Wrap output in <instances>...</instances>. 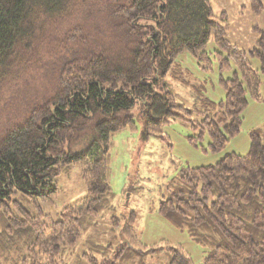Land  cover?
Returning <instances> with one entry per match:
<instances>
[{
    "label": "trees",
    "instance_id": "obj_1",
    "mask_svg": "<svg viewBox=\"0 0 264 264\" xmlns=\"http://www.w3.org/2000/svg\"><path fill=\"white\" fill-rule=\"evenodd\" d=\"M259 13L263 4L251 0ZM229 17L211 0H0V259L3 264H65L95 221L111 212V135L143 126V139L180 122L212 152L237 136L258 97L264 32L245 51L228 38ZM258 30V29H257ZM213 41L216 49L208 52ZM191 54L209 72L234 61L243 80L220 78L225 100L206 97L178 63ZM172 83L189 89L196 108L179 101ZM252 133L246 156L182 170L159 213L207 250L206 264H264V136ZM80 169L86 195L55 217L46 203ZM114 230L120 219L113 216ZM131 213L118 254L88 264H148L159 248L139 241ZM98 247V246H95ZM110 247V246H109ZM107 250V247H104ZM108 251V250H107ZM168 264H194L168 246Z\"/></svg>",
    "mask_w": 264,
    "mask_h": 264
},
{
    "label": "rangeland",
    "instance_id": "obj_2",
    "mask_svg": "<svg viewBox=\"0 0 264 264\" xmlns=\"http://www.w3.org/2000/svg\"><path fill=\"white\" fill-rule=\"evenodd\" d=\"M263 9L255 13L251 0H211L214 13L226 12L229 17V40L239 48L250 51L257 46L264 32V0H259ZM258 29V30H257ZM216 49L213 41L208 52ZM178 63L187 70L192 82H202L206 97L216 103L225 100L226 91L220 78L233 79L235 72L243 80L238 65L232 61L231 70L220 72L218 64L212 71H205L189 53L181 54ZM252 66L260 73L261 86L258 97L247 91L248 105L243 112V122L237 136L230 138L225 147L212 152L210 139H192L191 128L180 122L163 127L162 133L143 139L142 122L134 111L136 126L111 135L109 182L115 193L111 212L95 221L93 228L84 235L73 254H67L65 264H88L85 254L113 259L123 243V228L132 212L136 214L135 231L143 245L159 248L148 264H168V246H180L193 259L194 264H206L207 250L191 238L186 230L172 225L159 213L160 202L168 197L172 181L187 168H199L217 164L227 154L246 156L251 147L252 133L262 130L264 136V72L258 57L251 58ZM172 89L179 95V101L190 108H196L195 99L189 89L172 83ZM60 192L48 200L46 212L55 217L56 212L71 202L86 195L80 169L73 168L60 182ZM120 219V228L114 230L112 217ZM98 246V247H95ZM110 246V247H109ZM104 247H107L108 251ZM0 264H3L0 259Z\"/></svg>",
    "mask_w": 264,
    "mask_h": 264
}]
</instances>
